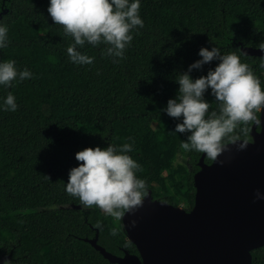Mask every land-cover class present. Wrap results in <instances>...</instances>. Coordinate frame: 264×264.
I'll list each match as a JSON object with an SVG mask.
<instances>
[{"label": "trees", "instance_id": "16d2710c", "mask_svg": "<svg viewBox=\"0 0 264 264\" xmlns=\"http://www.w3.org/2000/svg\"><path fill=\"white\" fill-rule=\"evenodd\" d=\"M47 4L0 0V24L9 39L0 61L14 59L33 74L0 86V103L11 92L18 105L15 112L0 110V258L8 264H110L85 240L97 234V245L115 256L137 252L120 219L64 191L68 170L78 163L74 153L108 144L119 149L131 138L128 155L140 164L136 175L146 192L189 212L197 162L202 155L205 164L212 160L181 147L187 133H175L178 120L162 109L176 96L175 78L199 59L201 47L234 52L264 88L261 58L240 51L264 43V0H141L144 27L133 32L124 58L113 63L101 55L104 45L85 44L80 50L94 61L82 66L69 62L71 37L53 24ZM216 63L189 75H205ZM204 99L215 109L208 91ZM250 128L238 126L236 135L249 139ZM251 264H264V246L251 252Z\"/></svg>", "mask_w": 264, "mask_h": 264}, {"label": "clouds", "instance_id": "9594fccd", "mask_svg": "<svg viewBox=\"0 0 264 264\" xmlns=\"http://www.w3.org/2000/svg\"><path fill=\"white\" fill-rule=\"evenodd\" d=\"M140 3L141 0H48L46 11L53 24L62 26L64 35L71 37L66 47L69 62L91 65L94 57L80 50L88 44L93 48L104 45L101 55L118 63L124 58L133 32L144 27L139 15ZM8 44V27L0 24V49ZM260 50L264 52V43ZM197 55L199 59L175 78L176 96L167 100L162 111L178 120L175 133H187L181 142L183 149L203 153L210 160L223 163L217 161V156L227 150V145L235 144L239 151L249 142L248 138L240 141L236 135L238 126L261 127L264 88L250 66L241 62L234 52L221 54L213 46L199 48ZM212 61L218 63L205 75L190 77L193 69L199 70ZM260 66L264 67V55ZM32 75L28 68L19 69L14 59L0 61V86L4 88ZM206 91L215 98L216 106L211 111L210 103L204 99ZM17 107L15 96L8 92L0 103V110L15 112ZM128 140L119 149L108 144L75 152L74 159L78 163L68 170L64 191L84 206L94 205L118 220L126 212H134L146 195V182L136 175L140 164L128 155L133 151L131 138ZM254 200H264V194L256 190ZM135 223L130 220L129 226L134 227ZM95 227L102 229L100 221ZM3 264H8V260Z\"/></svg>", "mask_w": 264, "mask_h": 264}, {"label": "water", "instance_id": "95a60500", "mask_svg": "<svg viewBox=\"0 0 264 264\" xmlns=\"http://www.w3.org/2000/svg\"><path fill=\"white\" fill-rule=\"evenodd\" d=\"M240 51L264 55L260 48L240 46ZM256 128L251 125L243 150L227 145L217 156L223 163L199 158L189 212L153 200L147 191L141 206L122 216V230L136 255H112L97 245V234L85 242L110 264H251V252L264 246V200H254L256 190L264 194V110ZM130 220L136 221L134 227Z\"/></svg>", "mask_w": 264, "mask_h": 264}, {"label": "rangeland", "instance_id": "374dc122", "mask_svg": "<svg viewBox=\"0 0 264 264\" xmlns=\"http://www.w3.org/2000/svg\"><path fill=\"white\" fill-rule=\"evenodd\" d=\"M159 148H160V143L158 141H156L155 142V149L159 150ZM177 162H179L180 164H184L185 163L183 157H178ZM180 207L187 208V206H184V205H181Z\"/></svg>", "mask_w": 264, "mask_h": 264}]
</instances>
